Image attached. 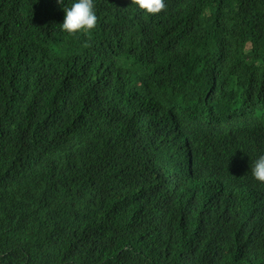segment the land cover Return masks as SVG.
<instances>
[{
  "label": "trees",
  "instance_id": "16d2710c",
  "mask_svg": "<svg viewBox=\"0 0 264 264\" xmlns=\"http://www.w3.org/2000/svg\"><path fill=\"white\" fill-rule=\"evenodd\" d=\"M73 1L0 0V264H264V0Z\"/></svg>",
  "mask_w": 264,
  "mask_h": 264
},
{
  "label": "clouds",
  "instance_id": "9594fccd",
  "mask_svg": "<svg viewBox=\"0 0 264 264\" xmlns=\"http://www.w3.org/2000/svg\"><path fill=\"white\" fill-rule=\"evenodd\" d=\"M89 2H90V0H80V1L76 0V2L73 1L69 4H67L66 6H63V7L61 6L59 9V13L62 16H66L67 20H68L69 16L71 14H74V13L80 12L81 15L83 16L89 11V9L87 8V6L89 5ZM261 158H263V157H261ZM263 163H264V161L262 160L261 164L257 167V162H256L255 171L257 172V175L259 174V171L261 170Z\"/></svg>",
  "mask_w": 264,
  "mask_h": 264
},
{
  "label": "bare ground",
  "instance_id": "6f19581e",
  "mask_svg": "<svg viewBox=\"0 0 264 264\" xmlns=\"http://www.w3.org/2000/svg\"><path fill=\"white\" fill-rule=\"evenodd\" d=\"M232 179V178H231Z\"/></svg>",
  "mask_w": 264,
  "mask_h": 264
}]
</instances>
